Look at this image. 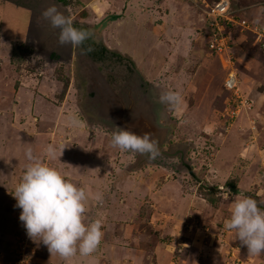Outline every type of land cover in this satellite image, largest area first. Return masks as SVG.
<instances>
[{
  "label": "rangeland",
  "instance_id": "1",
  "mask_svg": "<svg viewBox=\"0 0 264 264\" xmlns=\"http://www.w3.org/2000/svg\"><path fill=\"white\" fill-rule=\"evenodd\" d=\"M144 2L124 21L117 0H0V264H264L225 227L240 191L264 210V0H229L247 28L219 54L204 0ZM53 4L89 33L79 46L59 44L43 19ZM168 90L181 94L175 109L159 100ZM117 127L151 133L160 154L113 147ZM28 145L85 189V222L103 233L94 252L63 258L27 236L11 193Z\"/></svg>",
  "mask_w": 264,
  "mask_h": 264
},
{
  "label": "clouds",
  "instance_id": "2",
  "mask_svg": "<svg viewBox=\"0 0 264 264\" xmlns=\"http://www.w3.org/2000/svg\"><path fill=\"white\" fill-rule=\"evenodd\" d=\"M41 15L53 29L59 30L58 42L61 45L79 46L89 35L74 27L72 20L54 4L44 9ZM225 83L231 88L235 78L229 77ZM159 100L175 109L181 103V94L178 90H168L160 95ZM70 123L75 125L78 120L72 117ZM117 128L111 134L113 147L147 154L149 159L160 154L158 141L151 133L141 135L123 127ZM56 151L52 144L46 147L50 157H55ZM24 155L29 163L11 194L16 200L14 207L21 209L19 220L27 236L32 239L40 237L51 254L57 253L63 258L71 257L77 251L81 255L94 252L103 233L99 221L85 222L86 201L89 199L85 189L67 179L56 167L43 163L33 154L30 145L25 148ZM220 195L229 199L232 193L226 190ZM231 201V213L225 227L235 231L236 238L246 246L250 255L264 254V210L242 191L232 196Z\"/></svg>",
  "mask_w": 264,
  "mask_h": 264
},
{
  "label": "built area",
  "instance_id": "3",
  "mask_svg": "<svg viewBox=\"0 0 264 264\" xmlns=\"http://www.w3.org/2000/svg\"><path fill=\"white\" fill-rule=\"evenodd\" d=\"M207 9H203L207 16L208 21V32H207V46L213 52L217 54L227 51L232 46L233 42V29L236 25L241 26L243 29L247 28L245 26V20L241 21V16L234 13L233 9H230L229 0H218L216 3L211 4L204 0ZM231 60V58H229ZM229 77L235 78L234 85L229 88L225 87L227 90H236L237 87V76L234 70H231L228 74V77L225 79L228 80Z\"/></svg>",
  "mask_w": 264,
  "mask_h": 264
},
{
  "label": "crops",
  "instance_id": "4",
  "mask_svg": "<svg viewBox=\"0 0 264 264\" xmlns=\"http://www.w3.org/2000/svg\"><path fill=\"white\" fill-rule=\"evenodd\" d=\"M117 1L121 4L120 10L122 11V13H124L126 15L124 18H122L124 21L127 18L128 14H130L132 12V10H134V9H136V12L143 13L144 4H145L144 0H117ZM150 9H152V8L150 7L149 10L147 9L148 10V13H150V11H151ZM111 10H114V9H111ZM120 10L119 9H116V11H112V13L115 12V14L120 15V13H119ZM153 10L156 11V9H153ZM120 18H121V15H120ZM120 18L118 17L117 18L118 20L115 19L113 21H115L116 23H120V22H122V19H120ZM134 21H135V23L141 24L139 22V17L136 16V15H134ZM149 24H150V22L149 23H146V25L148 27H150ZM146 25H144L143 27H145ZM153 28L154 27L152 25L150 27V29H153ZM154 34H155V37H156V33H154ZM155 41H156V38H155Z\"/></svg>",
  "mask_w": 264,
  "mask_h": 264
},
{
  "label": "trees",
  "instance_id": "5",
  "mask_svg": "<svg viewBox=\"0 0 264 264\" xmlns=\"http://www.w3.org/2000/svg\"><path fill=\"white\" fill-rule=\"evenodd\" d=\"M218 0H211L210 2H211V4H214V3H216ZM17 3H20V2H18V1H16ZM66 3V2H65ZM84 15V17H86L85 15H86V12H82ZM90 16V15H89ZM120 15H118V14H115V13H111V15H110V18L111 19H113V20H115V19H117L118 17H119ZM87 18V17H86ZM87 20V19H86ZM105 21V20H104ZM80 23H86V25H87V27L89 28V29H92V28H95V25L94 24H90V23H87V22H80ZM100 23V22H99ZM98 23V25H101V23H103V22H101L100 24ZM105 27V26H104ZM88 41V40H87ZM207 42L206 43H208V40H206ZM234 41V40H233ZM89 42V41H88ZM232 44L234 45V43L232 42ZM94 45V44H93ZM15 48H17V49H20V46L18 47H16L15 46ZM209 49V48H208ZM96 50H97V46L95 45V46H93L92 47V50H88L87 52L89 53L90 52V56L91 57H88L91 61H94L93 59H91V58H94L95 59V57H97V56H95V57H92V55H97V54H95V52H96ZM108 52H109V50H108ZM80 55V54H79ZM119 55V54H118ZM119 56H121V55H119ZM78 59H81L82 60V58H78ZM80 62V61H79ZM89 96H90V94H88ZM231 187H233V186H231ZM262 209V208H261Z\"/></svg>",
  "mask_w": 264,
  "mask_h": 264
},
{
  "label": "water",
  "instance_id": "6",
  "mask_svg": "<svg viewBox=\"0 0 264 264\" xmlns=\"http://www.w3.org/2000/svg\"><path fill=\"white\" fill-rule=\"evenodd\" d=\"M60 57V54L56 53V51H52L51 54H50V58L51 59H57ZM231 191H236V192H239L240 190L236 187H231L230 188Z\"/></svg>",
  "mask_w": 264,
  "mask_h": 264
},
{
  "label": "flooded vegetation",
  "instance_id": "7",
  "mask_svg": "<svg viewBox=\"0 0 264 264\" xmlns=\"http://www.w3.org/2000/svg\"><path fill=\"white\" fill-rule=\"evenodd\" d=\"M57 52V51H56ZM51 54V53H50ZM59 54V53H58ZM92 92L89 91L88 94H90V96H93L95 98V93L91 94Z\"/></svg>",
  "mask_w": 264,
  "mask_h": 264
}]
</instances>
